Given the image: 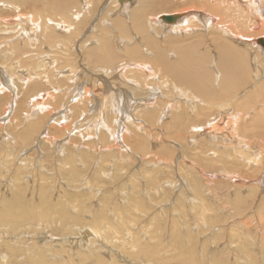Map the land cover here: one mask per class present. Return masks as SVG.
I'll list each match as a JSON object with an SVG mask.
<instances>
[{
  "label": "rangeland",
  "instance_id": "obj_1",
  "mask_svg": "<svg viewBox=\"0 0 264 264\" xmlns=\"http://www.w3.org/2000/svg\"><path fill=\"white\" fill-rule=\"evenodd\" d=\"M9 1L18 0L5 2ZM203 1L201 4L206 6H199L201 11L214 14L207 7L212 0ZM76 2L71 6L73 10L67 11L71 20H74V10L83 11L84 4ZM134 2L130 8L137 7L139 1ZM191 2L156 0L148 14L147 34L138 33L131 20H126L125 35L119 28L106 26L110 31L105 36L119 56L111 64L104 62L105 58L97 63L86 60L79 43L98 40L103 34L102 26L118 15L125 19L127 7L120 8L119 4L111 8L113 15L93 14L70 40L62 34L68 29L66 38L74 33L72 24L53 20L66 24L58 30L56 43L52 40L57 44L52 45L53 49L45 47L44 37L36 32L30 48H47L52 52L47 60L43 58L47 72L37 67V60L41 59L39 50L30 58L15 54L14 47L20 45L22 50L23 45L31 44L17 41L13 36L18 33L15 27L12 28L15 32L0 31V264H153L147 253L137 248V243L157 245L160 257L163 256L162 264H264L263 121L252 115L251 108L221 109L207 104L199 92L196 96L206 105L184 104L181 95L186 91L178 85L181 90L178 92L176 83L162 74L163 66L157 62L160 55L174 61L176 53L172 48L176 43L181 45L184 41L185 46L201 41L204 36V39L211 38V32L208 28L205 31L206 25L201 22L195 21L187 32L171 30L172 24L164 22V25L153 24L152 18L160 14L189 12L195 7ZM225 10L222 16L217 15V20L224 18L223 22L216 20L218 23L227 24V28L231 24L242 40L249 35L250 39L253 35L263 37L264 29L256 31L250 26L255 16L250 17V22L239 18L232 24L236 17L234 11L229 7ZM226 12L230 17L225 16ZM18 13L23 12L10 10L7 16ZM240 28H244L242 34ZM171 39L182 42L172 46L168 42ZM66 41L68 44L63 45ZM246 43L237 46L251 50L261 61V67L256 68L258 79L254 80L264 95L261 53L264 50L258 43ZM66 45L70 56L58 55L57 51ZM132 45L141 54L139 58L127 54L126 48ZM10 55L14 59H9ZM67 58L72 59L76 69L73 80L67 79L72 76ZM140 61L154 70L144 69L146 74L150 73L144 79L135 67ZM127 63L131 67L124 68ZM204 63L208 74V61ZM152 75H157L156 79ZM249 81L246 80L245 87L253 82ZM202 84L206 85L203 80ZM84 86L90 88L87 100L80 93ZM151 88L153 98L147 100L144 94L149 95ZM153 89H156L154 93ZM208 91L219 93L217 89ZM118 93L120 96L116 98ZM253 98H249L248 107H254L251 106ZM44 101L45 107L37 110L36 103ZM161 101L165 104H160ZM170 101L183 105H170ZM207 125H213L214 129L204 133L194 130ZM241 142L247 145V150L243 151ZM237 147L241 154L236 152ZM257 151L261 152L258 161L251 157L257 156ZM43 213L47 218H41Z\"/></svg>",
  "mask_w": 264,
  "mask_h": 264
},
{
  "label": "bare ground",
  "instance_id": "obj_2",
  "mask_svg": "<svg viewBox=\"0 0 264 264\" xmlns=\"http://www.w3.org/2000/svg\"><path fill=\"white\" fill-rule=\"evenodd\" d=\"M5 1H7V0H5ZM5 1L3 2V0L2 1L0 0V27H2L0 31L1 32H5L6 31L5 29H12V28L15 27L16 30H18V33L16 35H13V36L17 37V41L19 43H22V44H30L32 42L33 38L35 37L36 32H37V33H39V35L42 34V36L44 37L43 38V41L45 40V42H46L45 45L44 44H42V45H44L45 47H47L46 45H48V47L51 48V49H53L52 48V45H54V42L56 41V40L54 41V38L57 37L58 30H60L61 28H63V27L66 26V24L64 26L63 24L56 23L53 20H56V21H59V22L64 21L65 23L66 22H68V23L70 22L72 24V27H73L72 29L75 32L74 33H71L70 35H68L69 36L68 38H66L67 37V33L66 32L69 31L68 28H67L68 30H66L65 33H63V34L59 32L62 35H65L66 34L65 39H69L70 40L72 38V36H74L75 34H78L81 31L80 30L81 26L84 25V24H86L87 20L88 19L90 20L89 17H91L93 14H95V16H98L100 14H103V15L106 16V14H108V13L110 15H113L111 13V11H112L111 8L113 9L114 7L117 6V4H119L118 6L120 8L127 7V8H125V11H124L125 13L123 15L125 17V19L122 17V15L121 16L118 15L117 17H115L112 20V22L107 23L106 25H103L102 26L103 34H102L101 37H99L98 40L91 41L92 39H89L90 41L87 40L85 42H84V40H80V43H79L80 50L81 51H84V53L82 52L83 53L82 55H83V57H85L86 60H88V58H89L90 62L97 63L98 60H100L102 58H105V61L104 62H106V63L108 62V64H111L112 63V59L113 58H118L119 56L116 53L113 52L112 49L114 47H112V44L110 42V39H108L105 36V34H107L110 31L109 28H108V27H110L109 25H111L113 28H119L120 32L125 35L126 34V30H127L126 29L127 27L125 25L126 20H131V22L133 24V27L136 29V31L138 33H141V35L142 34H147L146 33L147 32L146 30H147V27H148V25L150 23L148 21V17H149L148 14L154 8V6H155L154 3H155L156 0H137V1H139L138 3H136L137 4V7L134 5L135 7H132V8H130V7H131L132 3L134 2V0H77V1H80L82 4H84V7L82 8L83 11L81 13L79 11L76 12V10H74V13H75V15H73L74 20H71L70 19V16L69 15H71V14L68 15L67 14L68 13L67 11L68 10L70 11L71 6H74L75 4H77L76 0H18V1L11 0V1H15V2H10V1L9 2H5ZM208 1L210 2V0H208ZM202 2H205V1H203V0H192L191 3L194 4L196 8L195 7H192V8L190 7L191 9H189L190 10L189 12L186 11V12H177V13H169V14H160L157 17L155 16V18H152L153 21H154L153 24L157 23V24L164 25V24H162L163 22L166 23V24H172V25H169V27L171 28V30L173 29L174 31H175V29L176 30H179V31H180V29L181 30L183 29L184 31L187 32L188 29L191 30L190 27H193V25H194V23L196 21L197 23H200L201 22L204 25H206L205 26V31L208 28L209 29V32H211L210 33L211 34V38H209V39H204L205 38V36H204V38H202V39H200V37L198 38V40L199 39L201 40L199 42H196L195 43V42L192 41L194 43V45H193L194 47H192V44L193 43H191V42H190L191 44H189V43L187 44L186 43L185 46H184V44H183L184 41H183V43L181 45L180 44L178 45V43H176V42H179L181 40L176 41V42H175V39H171L172 41L169 40L168 42L169 43L172 42V46H174L175 43L179 46V47H177L176 44H175L174 48H172V46H171V48L173 49V53H176V55H174L176 58H175L174 61H172V60H169L168 58H166L164 55H160L159 61H157V62L160 63V65L163 66V70H162L163 73L161 71L160 72L164 76L169 77L172 82H175L176 83V85L174 87H176V89L178 90V92L181 91L180 88L178 87V85H182V88L184 89V92L186 91L184 93V96L181 95V97H184V100H185V102H183L184 104L187 103L189 105L190 104H194L195 105V102H198V103H203V104L206 105V103H207V104H210V105H213V106L214 105L215 106H219L218 108H221V109L227 108V107H233V108L236 107V109L237 108L244 107L245 111H246V109H250L251 108L252 111H253L252 112V115H254V117L257 118L258 120L263 121L262 123H264V103H263L264 102V95L260 91V90H263V89L262 88L261 89H258L257 86L259 87L260 85L259 84H256L258 82H255V80H254L256 78L257 72L259 70V69L257 70L256 68H258L260 66L259 63L261 61L259 62L257 60L258 58H256V56H255L256 54L254 55L253 52H251V50H248L246 48H244L242 50V49H240L239 46H237V44L244 45L243 43L244 42L246 43L247 41L248 42L246 44H249V45H251V44L257 45L256 43H258V42L256 40L259 38V36L258 37L257 36L254 37V35H253L254 33L253 34L251 33L253 35V38L250 39V37H249L250 35H249L248 36V39H244V37H243V40H242V38H240V37H242V35L240 36V33H238L239 31H237L236 28H234L233 26H230L231 24L229 25V28L226 27L227 24H226V26H224V24L222 25V22H223L224 18H223V20L222 19L221 20L218 19L219 21H222V22H219V23L217 22L218 20L216 19L218 16H222V14L225 13V12H223V11H226L225 8L228 10V7H229V9L230 8L233 9L232 10V11H234L233 12V15L235 13V16H236V17H233V20H232V17H231L230 20H232V22H233L232 24H234V21L235 20H238L239 21V18H241V20L244 19L243 22H245V20H246V22H250L251 21L250 20V17L255 16L254 17L255 20H252V21H254V24L252 23L250 26H251L252 29H254V30L256 29V31H258L257 29H259V28H260L259 30H262V29H264V0H212L209 4H207V7L209 5L210 8L214 11V14H212V13L211 14H208L204 10L201 11V8L200 7L206 6L205 3L201 4ZM223 7H225V8H223ZM196 9H198V10H196ZM10 10H12L13 13H15V12H23V13H18L16 15H14L13 17L11 15L7 16L8 15V11H10ZM71 10H73V9H71ZM25 12L30 13V15L25 14ZM70 13L73 14V12H70ZM118 13H121V12L118 11ZM219 13H221V15ZM226 13H228V12H226ZM237 13H238L239 16H237ZM162 15H175L176 17L173 20H171V21L170 20L167 21V20H164V19L161 18ZM225 16L228 17L229 16V13H228V15L226 14ZM13 19H16V20L14 21ZM96 19H98V17ZM100 19H102V18H100ZM21 21H23V22L22 23H18V22H21ZM104 21H105V19H104ZM131 22H129V23H131ZM243 22H241V23H243ZM129 23L127 25H129ZM95 25H96V23H95ZM246 25H247V23H245L244 26H246ZM67 26H69V25L67 24ZM84 26H86V25H84ZM97 26H99V25H97ZM106 26H108V27H106ZM237 26H238L237 27V29H238L240 25L238 24ZM99 27H101V26H99ZM93 29H94V27H93ZM192 29H194V28H192ZM242 29H244V28H242ZM242 29L240 30V32L242 31ZM245 29H246V27H245ZM205 31H202V32L204 33ZM250 31H251V29H250ZM259 32H262V31H259ZM176 33H177V31H176ZM241 34H242V32H241ZM134 35H135V33H134ZM200 35H201V37H203L202 34H200ZM244 35H245V37H247L246 36V33ZM61 36L59 35V37H61ZM90 36L93 37L92 33H90ZM263 37H264V35H263ZM196 38H197V36H196ZM5 39L6 40L9 39L8 40L9 42L11 41L10 38H7V36H6ZM141 39H142V36H141ZM173 40H174V42H173ZM206 40L208 41L207 45H205ZM33 42H34V40H33ZM67 42H69V41L64 42L63 45L64 44H68ZM152 43L153 42L150 41V44H152ZM195 44H196V46H195ZM32 45H33L32 43L30 45H23L24 46V49L22 48V50H20V47H19L20 45H18L16 47H14V52H15V54L17 56L18 55H21L23 57V55H24V57H26V56H28L29 58H30V56L33 57L34 56V52H36L39 49L35 50L36 47L34 49H32V47L30 48V46H32ZM136 45H137V43H136ZM145 45H146V43H145ZM189 45H191V47H189ZM55 46H57V44L54 45V47ZM135 46H133V47L128 46L126 48V52H127L128 55H130L129 57H132V55H133L134 57L139 58L141 54L139 53V51L137 50V48ZM152 46L153 45H151V47ZM257 46L259 48H261L262 50H264V46L262 44H259ZM59 47H60V45H59ZM63 47L61 48L62 50H60V48L58 49V50H60V51H57L58 55L59 54H62V53L65 54V56L66 55H69V48L67 47V45L66 46H63ZM74 47H75V45H74ZM193 48H196V49L192 50ZM255 52H256V50H255ZM39 53L41 55V57H40L41 59L40 60H37V61H39V63L37 64V67H38V69H43L44 71H46L45 70L46 69L45 68L46 67V63L43 60V58L45 60H47L48 55H51L52 52H49V50L47 48L46 49L40 48ZM78 53H80V52L78 51ZM261 53L264 56V54H263L262 51H261ZM12 56L10 55L8 58L10 59V57H11V58L14 59V57H12ZM125 56H126V54H125ZM171 56H172V54H171ZM62 57H61V60H63ZM73 58L75 59L76 56H74ZM142 58L146 59L143 56H142ZM15 59H17V58H15ZM34 59L36 61V58H34ZM156 59H157V57H156ZM70 60H72V59H70ZM70 60L68 59V65L65 62L66 65H67L68 71H70L71 74H72V76H67V79L73 80L74 79V76H75L74 73H75L76 69L74 70V65H73L72 61H70ZM204 60H207L208 61L207 65L209 64V66H207V68H209L208 69V74H206L205 73V70H204V64H205L204 63ZM10 62H12V61H10ZM48 62H50V60ZM57 62H59V61H57ZM10 64H11V67L12 66L14 67V65H12V63H10ZM19 65H20V63H19ZM49 65H51V64L49 63ZM130 65H131L130 63H127V64H124L123 67L124 68L131 67ZM17 66H18V64H17ZM147 66L148 65H146L145 63H143V61H140V64H137L135 66L138 69L137 70L138 71L137 72L138 75L143 76V79H144V76H148V74H150V73H148V74L145 73V70L144 69L148 68ZM16 68L17 67H15V69ZM29 69H30V67H29ZM148 69L150 70L151 68L149 67ZM22 71H23V69H22ZM24 71H26V70H24ZM64 71H66V70L64 69ZM253 71H254L255 74H253ZM142 72H144V73H142ZM152 72H154V70H152ZM56 73H57V71H56ZM156 73H158L157 70H156ZM24 74L26 76V73H24ZM28 74H30L29 71L27 72V75ZM66 75L67 74L63 75V77L65 78ZM0 76H1V74H0ZM153 76L154 75H152L150 77H153ZM262 76H264V75L262 74ZM26 77H28V76H26ZM155 77H157V75L154 76V78ZM256 79H258V78H256ZM149 80H151V78ZM202 80H203V83L206 84V85H203L202 84ZM205 80L207 82H205ZM246 80L247 81L253 80V82L250 84L249 87H245ZM0 81H1V79H0ZM48 81H50V80H48ZM158 81H156V82H158ZM5 83H6V81H5ZM143 83H144L143 80H141V84H143ZM144 85H146V84H144ZM144 85H142V86H144ZM10 86H11V84H10ZM52 87H55V86H52ZM152 88H153V86H152ZM152 88L149 91V95H146L148 92L144 94L145 96H147V100L148 99L150 100V98L151 99L153 98L152 97L153 94L151 96V93H152L151 90H152ZM210 88L211 89H215V90L217 89L219 93L217 95H215V94L209 92L208 90ZM263 88H264V86H263ZM8 89H10V88H8ZM241 89H243V90H241ZM155 90L153 89V93L155 92ZM197 92H199L201 94V96L205 98V102L206 103H204L198 96H196L195 93H197ZM80 93L83 95V98L85 100H87L88 99V94L90 93V88L84 86V88H81ZM140 93H142V92H140ZM186 95H188V96H186ZM118 96H120L119 93L116 94V98ZM251 96L252 97L254 96L253 100L251 99L253 101L252 102L253 105H251V106H254V107H248V106H250V105H248L249 104L248 103V100H249V98H251ZM74 98H77V97H74ZM141 98H143V97H141ZM79 99H81V98H79ZM119 99L121 100V98H119ZM145 99H146V97H145ZM126 100H124V102ZM143 100H142V102H143ZM121 101H120V103H121ZM159 101H160V99H159ZM162 103L165 104V102H162L161 101L160 104H162ZM169 103H170V105H174V104H176V105H179L180 104V106L183 105V103L176 102V101H173V102L170 101ZM36 104H38L36 106L37 108L35 106L34 107L37 110H39V109H41V107H45L46 102L44 101L42 103L39 102V103H36ZM124 104L126 105V103H124ZM119 105L120 104H118V107L121 106V105L120 106ZM161 107H162V105H161ZM199 107H202V106H199ZM164 109H166V108H164ZM116 110H117V108H116ZM166 111H168V110H166ZM163 113H165V112H163ZM243 113H244V110H243ZM151 115H152V118H153V115L154 114L151 113ZM233 115H234V113H233ZM220 117H218V118H220ZM249 118H252V116H249ZM241 121H243V120H241ZM250 121H251V119H250ZM193 122H194V120H193ZM196 129H199L200 131H203V133H204V132H206L208 130L214 129V126L213 125H207L206 127L205 126L204 127H195L194 130H196ZM249 130H248V128L246 129V131H248V132H249ZM200 131H198V132L200 133ZM258 131H259V129H258ZM185 133L187 134L188 132H185ZM257 134L259 135L260 133L258 132ZM240 144H241V148L243 147V151H244V149L247 148V145L244 144L243 142H241ZM236 152H239L238 147H237V151ZM247 152H249V151H247ZM251 152L253 154L254 151H251ZM257 152H258L257 156L255 154L256 157L255 156H251V157H252V159H255V160L258 161L260 159L259 157L261 155L260 154L261 152L260 151H257ZM243 153L244 152H242V154ZM248 155H249V153H248ZM246 157H247L246 158V160H247L248 159V156H246ZM247 162H250V161H247ZM248 166H249V164H248ZM62 213L63 212H61L60 214L62 215ZM45 215L46 214L43 213L41 215V218H44ZM45 217L47 218V216H45ZM63 217L65 218V215L64 214L62 215V218ZM5 218H6V216H5ZM48 218H50V217H48ZM3 219H2V216H1V220H3ZM86 231H87V233L92 234V232H90L89 229L86 230ZM137 245H139L137 247V248H139V250L147 253L146 257L150 258L152 260V263L153 264H162V261H163L162 257L163 256L160 257V253H159L160 249H159V247H157V245L152 244V245H147L146 246V245H142V244H139V243H137ZM156 247L159 250H156ZM161 248L163 249V247H161ZM163 252H165L164 249H163ZM129 255H130V253H129ZM96 259L98 260L100 258H98V256H97ZM170 259L172 260L171 257H170ZM167 261H169V259ZM97 262H100V261H97ZM189 264H192V263L189 262Z\"/></svg>",
  "mask_w": 264,
  "mask_h": 264
},
{
  "label": "water",
  "instance_id": "obj_3",
  "mask_svg": "<svg viewBox=\"0 0 264 264\" xmlns=\"http://www.w3.org/2000/svg\"><path fill=\"white\" fill-rule=\"evenodd\" d=\"M176 16L175 15H162L161 18L164 19V20H167V21H171L175 18ZM259 44H262L264 46V37H259L257 40H256Z\"/></svg>",
  "mask_w": 264,
  "mask_h": 264
}]
</instances>
